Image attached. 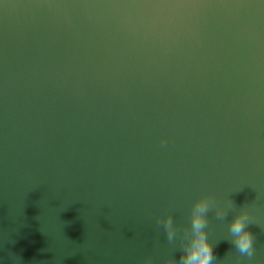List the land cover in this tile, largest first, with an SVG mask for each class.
Masks as SVG:
<instances>
[{
    "label": "water",
    "instance_id": "1",
    "mask_svg": "<svg viewBox=\"0 0 264 264\" xmlns=\"http://www.w3.org/2000/svg\"><path fill=\"white\" fill-rule=\"evenodd\" d=\"M205 195L264 264V0H0V264H178Z\"/></svg>",
    "mask_w": 264,
    "mask_h": 264
},
{
    "label": "clouds",
    "instance_id": "2",
    "mask_svg": "<svg viewBox=\"0 0 264 264\" xmlns=\"http://www.w3.org/2000/svg\"><path fill=\"white\" fill-rule=\"evenodd\" d=\"M164 142L162 141V144ZM214 200L210 196H202L196 200L191 209L190 233L189 228L184 229L180 247L178 264H213V245L206 238L205 228L207 226V213L210 206H214ZM224 209H215L217 218H224ZM248 212L240 211L229 223L231 234L230 243L241 256L249 258L248 264H252L251 258L254 255V235L248 230ZM157 222L162 224L169 243H173L177 235V228L174 226L173 218L169 214L163 218H158ZM150 264V261H145ZM165 264H174V261H166ZM216 264L219 261L216 260Z\"/></svg>",
    "mask_w": 264,
    "mask_h": 264
}]
</instances>
